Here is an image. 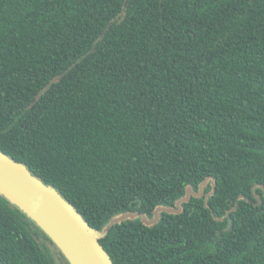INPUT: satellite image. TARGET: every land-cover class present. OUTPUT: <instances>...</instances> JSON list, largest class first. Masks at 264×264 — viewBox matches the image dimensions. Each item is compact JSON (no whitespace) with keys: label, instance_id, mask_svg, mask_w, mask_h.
<instances>
[{"label":"trees","instance_id":"1","mask_svg":"<svg viewBox=\"0 0 264 264\" xmlns=\"http://www.w3.org/2000/svg\"><path fill=\"white\" fill-rule=\"evenodd\" d=\"M0 150L97 231L207 181L115 264H264V0H0ZM0 264L70 263L0 194Z\"/></svg>","mask_w":264,"mask_h":264},{"label":"water","instance_id":"2","mask_svg":"<svg viewBox=\"0 0 264 264\" xmlns=\"http://www.w3.org/2000/svg\"><path fill=\"white\" fill-rule=\"evenodd\" d=\"M206 183L200 186L199 193L189 188L187 196L175 209L158 207L153 218L142 212L123 213L112 218L103 231H97L55 187L33 175L26 164L0 150V194L27 214L53 240L70 264H115L100 238L116 223L140 217L145 224L151 225L158 221L160 212L180 211L181 203L188 201L191 195H202Z\"/></svg>","mask_w":264,"mask_h":264}]
</instances>
